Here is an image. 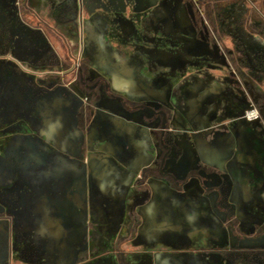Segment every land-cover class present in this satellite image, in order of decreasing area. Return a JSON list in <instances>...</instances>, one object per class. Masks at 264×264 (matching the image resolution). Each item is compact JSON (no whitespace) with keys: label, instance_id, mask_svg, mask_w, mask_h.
<instances>
[{"label":"rangeland","instance_id":"obj_1","mask_svg":"<svg viewBox=\"0 0 264 264\" xmlns=\"http://www.w3.org/2000/svg\"><path fill=\"white\" fill-rule=\"evenodd\" d=\"M112 2L116 3L115 0ZM117 2L120 5L124 4V0ZM126 2L141 5L137 7L138 20L135 23L133 21V29L139 30L143 37L153 40L148 45V48L152 49V54L144 51L138 55L134 42L125 44L119 40L125 34L130 35V32H126L129 26L123 23H130L134 16L130 8L110 9L111 0H6L8 8L5 13H0V18L4 16L10 28L16 30L13 33L14 37H24L41 45L39 49L41 61L32 69L33 73L26 72L14 62L6 63L8 69H16L20 73H0V96L11 90L24 97L33 89L36 90L34 93L40 94L39 96L51 90H61L65 94L79 93L81 101L79 126L84 136L87 137L92 125L102 117L101 123L99 122L100 142L94 143L93 146L88 143L84 146L80 158L82 164H87L98 157L101 166L105 167L109 163L108 159L112 158L110 162L114 160L105 144V137H108L105 129L109 128V133L112 134L114 128L116 129L121 122L128 129L129 136L139 128L149 129L159 149L156 161L137 175L129 187L126 201L118 207V211L115 210V214L120 216V221L107 223L99 221L103 213L101 215L97 207L95 213L92 211L89 221L91 246L96 240L95 236L105 231L103 225L113 230L110 231L109 238H106V246L100 244V247L91 248L80 255L79 262L82 261L84 264L109 261L136 264L148 256H153L145 247H140V243L143 207L153 198L152 189L156 185L163 184L171 194L175 193L185 199L195 196L200 185L224 188L226 182L224 172L216 167L208 168L205 172L198 164V146L200 140L208 141L215 133L224 129L225 119L231 117L227 116L230 110L220 100L216 102L217 99H213L214 95L212 97L209 95L200 110L196 113L190 111L188 103L192 96L190 89L200 81H217L228 87L232 104L237 107V111H246L252 106L258 107L261 104L260 92L264 91L263 86L259 87L249 78V73L259 71L264 60L263 54L259 51L256 54L251 53V57L259 61H248L249 47L245 41H257L264 45V28L257 29L253 23L262 22L264 26V0H126ZM93 16L102 20L99 25L106 30L103 31L105 34L107 32L106 38L112 40V50L123 52V61L118 60L116 56L114 58L107 56L106 53L98 57L95 46L92 47L94 58L86 54L88 35L89 40H97V36L96 39H92L94 27L87 24L91 22L96 27L91 19ZM247 22H250V27ZM165 25L168 31L172 29L176 34H163ZM117 33H122V36L114 40ZM161 41L163 46L156 44ZM88 43L90 44V41ZM178 56L181 61H178ZM117 73L128 75L145 73L156 91L161 92L165 88L168 97L164 99L163 93L159 92L138 98L127 89V78ZM165 73L169 76L165 78L167 83L163 85L162 75ZM98 79L104 81L96 88L87 87ZM83 81L86 85L82 84ZM105 82L114 88V94L106 93ZM35 96L33 94L31 97V104L34 103ZM119 97L127 99L132 109H125ZM223 97H226V93ZM141 105H148L154 112L166 113L167 127L164 136L161 115L152 113L149 109L142 110ZM15 113L17 112L14 110L4 112L0 110V118H12ZM103 114H106L108 119L103 120ZM233 116L234 121L240 117L238 112ZM259 131L264 132L263 123ZM162 140L172 149L163 168L165 171L175 170L180 181H186L181 187L177 186L172 178L164 177L159 172L162 158L167 153V149L162 146ZM254 141L256 140L253 135L247 139L251 150L257 148L255 144L257 142ZM213 144V141L209 142L210 150ZM230 159L225 162L226 167L237 183L240 179V168L235 160ZM191 175L202 176V181L190 178ZM131 191L136 193L134 197H130ZM203 192L207 196L211 194L210 190ZM235 197L237 201L240 198L239 195ZM238 233L241 234L240 231ZM182 239L185 241L187 238L185 236ZM219 240L220 243L215 250L210 248L202 250L203 264H211L213 255L220 256L229 252L240 255L242 251L248 250L252 261L256 254L264 252V247H255L253 243L249 248L240 243L226 248V245L221 244L225 239ZM188 259L185 257L186 261Z\"/></svg>","mask_w":264,"mask_h":264},{"label":"crops","instance_id":"obj_2","mask_svg":"<svg viewBox=\"0 0 264 264\" xmlns=\"http://www.w3.org/2000/svg\"><path fill=\"white\" fill-rule=\"evenodd\" d=\"M6 8V0H0V13H5ZM14 30L2 16L0 72L9 71L6 63L14 62L33 73L32 69L41 61V45L24 37H14ZM103 35L104 32L99 35L94 28L92 39L97 36L100 40ZM100 48L107 56L122 58L115 50H105L102 44ZM117 74L127 78V89L138 98L158 93L141 73ZM212 84L200 81L190 89V111L196 113L208 96L214 94ZM32 96L31 91L23 97L11 90L0 96L1 111L17 112L12 118H0V264H84L79 262L80 255L100 244L106 246V238L113 230L103 225L105 231L95 236L91 246L92 211L95 213L97 207V211L103 213L99 221H120L115 210L126 201L137 175L156 161L158 152L154 151L146 128H139L129 136L121 122L112 134L109 128L105 129L108 136L105 144L114 160L108 159L105 167L98 157L82 164L84 146L100 142L102 117L92 125L86 137L79 126V93L51 90L36 96L31 104ZM105 119L108 116L103 114ZM211 141L215 143L217 139ZM209 142L199 141L198 164L205 172L215 167L225 172L229 148H224L226 152H223L213 144L210 150ZM152 190L153 198L143 207L140 247H145L153 256L136 264H195L193 259L187 262L184 256L170 250L172 244H178L179 224L188 216L178 210L166 213L160 209L168 204L171 196L165 185L158 184ZM135 194L129 193L130 197ZM204 217L196 214L192 218L200 222L206 221ZM212 220L218 222V217L209 213V221ZM201 228L210 232L205 225Z\"/></svg>","mask_w":264,"mask_h":264},{"label":"flooded vegetation","instance_id":"obj_3","mask_svg":"<svg viewBox=\"0 0 264 264\" xmlns=\"http://www.w3.org/2000/svg\"><path fill=\"white\" fill-rule=\"evenodd\" d=\"M115 2L117 4L113 3L111 0V3L109 4L110 9L120 10L121 8H130L134 18H131V21L128 24L127 22L123 23L125 26H129L128 28L126 27L128 29L126 32H130V35L127 36L125 34L124 36H122V33H117V36L114 38V40L122 36L119 38V40L123 43L127 44L130 42H134L136 46V53L138 55L140 53H143L144 51L148 54H152V49L148 48V45L151 44L153 40L151 38L148 39L147 37H143L140 34L139 30L133 29V21L135 23L138 20V16H136L137 7H140L141 5L132 3L129 4L126 2V0H124L123 5L118 4L117 0H115ZM93 17L95 18V16ZM94 18L91 19L95 22L96 27L91 22L87 24H90V27H94L100 35L101 32L106 30L104 29V27L99 25L100 21L102 22V20L99 17H96L95 19ZM165 23L166 25L168 24L167 20L165 21ZM253 23L257 29L264 28L262 22ZM166 25L163 27V34L175 35L176 32L172 29L168 31L166 29ZM247 25L250 27V22H247ZM138 32L139 35H137ZM87 34H89L88 31ZM106 37L107 32L105 35L99 37L100 40L98 38L97 40H89L88 35L85 46L86 54H90L94 58L96 53L98 57H101L105 51L100 48V44H102V47L105 50L111 51L112 47L110 43L112 44V40ZM125 37L129 38V40ZM88 41H90V44L88 43ZM245 41L246 45L249 47L248 61L250 60L253 62V60H256L255 58L251 57L250 54H256L257 51L261 52L264 58V45L262 43L257 41L251 42V40ZM156 44L159 46L164 45L162 41ZM93 46H95L97 51L95 53L92 50ZM116 52L122 56V58H118V60H122L123 52L120 50H116ZM178 61H181L180 56H178ZM256 61L259 60L257 59ZM261 64L262 65L259 67V71H257V73H249V78L259 87H264V60L261 62ZM3 73L20 72L16 69H9V71H4ZM143 74L141 73L140 75L143 78L148 79L147 74ZM168 76L169 75L167 73H165V75H162V77L164 78L162 80L163 85L167 83L165 78ZM17 78H19V76ZM101 81H104V79H98L92 85L87 87L96 88L101 84ZM206 82L211 83L212 81L208 80ZM105 83L106 93L112 92L111 94H114V88L110 86L109 83ZM212 83V86H214L212 87L214 94H210V97L214 95L213 99L216 98V102L220 100L221 103H225L227 109H229L231 112H229L227 116L231 117L229 119L228 117L225 119V124L223 125L224 129L218 131V133H215V136H213L209 141H211L212 139H217L218 142L214 141V144L220 147V150H222L223 152H226L224 148H229L228 160L229 158H231L230 161L235 160L239 165L241 173L240 179L237 183L234 182L226 167V173L224 172L226 178L224 188H220L216 185H211L210 187L200 185L199 189L195 187V189H197L195 192V196H191L186 199L178 196L175 193H172L169 198L168 204L160 208L163 212L166 213L178 210L179 213H183L188 216L187 218L185 217V221L179 224L180 230L178 231V244H172L170 250L171 252H176L179 256L188 257L189 259L187 260V262L190 259H193L195 264H203L204 261L201 256V253H203L202 250L204 248L215 250V248H217V244L220 243L219 239H225V242L223 241L221 242V244L226 245V248L229 245L233 247L239 243L246 248L251 247V245L253 244L255 247H264V132L259 131V129H261L262 123L264 124V91L260 92L261 95L259 96V102L261 101V104H259L258 107L252 106L249 107L246 111H237V107L235 108V106H233L232 104L228 87L219 84L217 81ZM82 84L86 85L84 81L82 82ZM31 92L37 97L40 95L39 93H34L36 92V90L34 91V89L31 90ZM157 92L159 93L160 90H157ZM161 92L164 95V99L168 97V92L165 88H163ZM224 93H226L225 98L223 97ZM119 99L125 109H132L128 105L127 99L125 100L124 97H119ZM216 108L217 105H215V109ZM140 109H149L152 113L161 115L162 135L164 136L167 127L166 113L164 111L154 112L153 108L149 107L148 105H141ZM237 112L240 117L234 121L233 114H237ZM249 112H255V114L249 118ZM147 131L153 143L154 151L158 152L159 149L156 147L149 129H147ZM251 135H253L254 139L256 140L254 142H257L255 143L257 145V148L252 150L249 149V145L247 144V139L249 140V137ZM219 142L224 143L225 145H227V147L225 145L222 147ZM161 143L162 146L167 149V153L162 158V165L159 172L164 177L172 178L175 184L181 187L186 183V181H180L175 170L165 171V169L163 168L166 159L171 154L172 149L171 146L166 144L164 140H162ZM171 164L170 166H172ZM190 178H196L199 181H202V176L199 175H191ZM203 190H210L211 194L207 196L203 192ZM236 193L240 196L238 201L235 197L237 196L235 195ZM209 213H211L212 215H217L218 222H215L213 220L209 221ZM196 214L205 215L204 218L206 221H196L194 218H192L193 216H196ZM203 225H205V228H210V232H205L204 230H202L201 226ZM216 225L218 226V228L216 227ZM239 231L241 232V234L238 233ZM185 236L187 239L184 241L182 238H185ZM250 258L251 257L249 256L248 250L242 251L240 255L238 253L229 252L223 255L220 254V256L213 255L211 264H264L263 251L256 254L252 261H250ZM115 263L120 264L118 262Z\"/></svg>","mask_w":264,"mask_h":264},{"label":"built area","instance_id":"obj_4","mask_svg":"<svg viewBox=\"0 0 264 264\" xmlns=\"http://www.w3.org/2000/svg\"><path fill=\"white\" fill-rule=\"evenodd\" d=\"M255 114V112H249L248 113V117L250 118L252 115H254Z\"/></svg>","mask_w":264,"mask_h":264}]
</instances>
